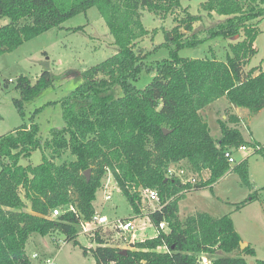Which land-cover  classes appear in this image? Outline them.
Masks as SVG:
<instances>
[{"label":"trees","instance_id":"obj_1","mask_svg":"<svg viewBox=\"0 0 264 264\" xmlns=\"http://www.w3.org/2000/svg\"><path fill=\"white\" fill-rule=\"evenodd\" d=\"M161 1L0 0V17L10 19L0 26V55L92 6L98 8L117 47L112 55L79 72L80 83L58 101L63 126L51 128L49 136L42 139L32 115L29 126L23 124L0 136V264H31L25 246L32 233L45 236L58 230L66 241L77 245V226L81 219H91L96 213L93 201L106 173L111 174L135 214L141 212L142 187L157 190L160 207L148 212L156 234L124 252L105 244L96 231V246L83 248L85 254L91 250L96 264H199L200 254L240 247L241 237L230 215L213 217L195 211L180 219L178 202L188 192L210 187L230 171L250 186L247 161L230 166L223 150L255 147L257 143L244 139L237 127L228 125L240 121L230 113L227 120H217L220 137L215 140L200 111L222 97L230 107L246 108L249 114L264 108V69H244L256 52L254 41L258 23L264 18V0L203 1V10L224 19L207 28L203 37L194 32L186 35L176 24L162 44L171 63L169 74L161 78L166 80L162 92H145L140 99L125 103L114 90L140 58L136 43L147 29L139 12L147 8L164 16L168 0ZM185 19L193 23L198 18L186 14ZM241 36L229 42L225 60L181 57L178 53L215 37ZM53 81L48 70L34 82L24 75L17 77L14 88L19 97L13 102L18 112L22 115L24 102ZM36 149L41 151L40 163H19L20 157H28ZM257 151L264 159V150ZM66 154L73 159L58 162ZM182 160L188 161L197 176L208 170V177L183 183L167 176L168 165ZM69 205L75 210H66ZM57 206L62 213L51 217L52 208ZM162 221L167 223V231L158 229ZM242 252L255 256L249 245ZM249 261L238 254L211 259L210 264ZM252 261L264 264L263 259Z\"/></svg>","mask_w":264,"mask_h":264},{"label":"rangeland","instance_id":"obj_2","mask_svg":"<svg viewBox=\"0 0 264 264\" xmlns=\"http://www.w3.org/2000/svg\"><path fill=\"white\" fill-rule=\"evenodd\" d=\"M203 1L205 0H168L166 5L169 7L164 16L147 8L140 10L141 22L147 29V34L137 41L136 50L140 58L134 70L115 88L116 96L124 98L126 103L133 101L134 98L140 99L145 92H162V85L166 80L161 78L169 74L171 64L168 49L162 46L165 36L179 24L186 35L194 32L203 37L207 28L224 19V16L208 14L203 10L201 8ZM149 2L157 4L162 1ZM186 14L196 16L198 19L189 23L185 19ZM9 21L7 16H1L0 26ZM77 27L81 29L74 30ZM241 38L242 36L228 39L215 37L196 47L182 48L178 53L181 57H214L225 60L230 53L229 42H236ZM254 47L256 52L245 65L246 72L256 66L264 69V18L258 23ZM116 49L113 37L98 8L92 6L65 20L59 27L51 28L25 41L16 49L0 55V136L23 124L29 126L33 115V121L38 126V135L42 139L47 138L51 128L64 125L58 101L80 83L79 72L112 55ZM44 70L51 73L53 85L48 86L32 100L24 102L21 115L13 102L14 98L19 97L18 91L14 88L17 77L24 75L34 82ZM226 100L224 97L200 111L215 140L220 137L217 120H227L228 117ZM224 114L225 117H222ZM241 119L242 121L237 124L227 123L229 126L237 127L244 139L257 144L255 147L248 146L245 151L235 148L233 151L235 162L231 166L237 165L243 159L247 161L250 186L243 184L235 171H230L210 187L188 192L187 196L181 199V213L184 215L187 209L193 208L195 211L207 212L213 217L230 215L241 241L255 250V256L251 257L242 252L246 245L243 249L239 247L230 252L217 250L214 254L206 255L208 259L241 254L250 261L255 258L264 260V159L261 152L257 151L260 148L264 150V108L257 114H247ZM71 158L73 159L66 154L58 162ZM40 161L39 149L33 151L30 156H22L19 159L22 165H36ZM181 165L188 174L194 173L187 160H182ZM197 177L203 178V175ZM106 184L111 187V199L108 201L104 200ZM252 194L253 199H249ZM157 204L158 202L149 203L141 200V212L135 214L110 173L103 176L93 201L95 214L105 215L109 220L133 217L139 228L134 231L135 242L142 237L143 239L152 237L156 233L155 226L149 220L148 211ZM96 231L107 245L133 248L126 246L122 237L120 238L116 230L110 227L101 226ZM33 236L35 239H28L25 246V253L31 264H44L43 258L46 257L53 258L56 264H96L91 250H88L87 254L83 252V248L91 249L96 246L95 235L83 232L79 225L77 245L72 241H66L64 234L58 230L53 231L51 235L42 236L34 233ZM33 253H37L38 257H33Z\"/></svg>","mask_w":264,"mask_h":264},{"label":"built area","instance_id":"obj_3","mask_svg":"<svg viewBox=\"0 0 264 264\" xmlns=\"http://www.w3.org/2000/svg\"><path fill=\"white\" fill-rule=\"evenodd\" d=\"M246 145H240L237 147V150L245 151L247 150ZM234 149H224L223 150V156L227 160L228 164L231 166L232 163L235 162L234 156H233ZM167 176H174L178 178L181 182H197L199 178L194 173H187V171L182 167L180 162L171 163L168 165L166 169ZM107 184L105 185V195L104 200L108 201L111 199V191ZM140 196L141 200H145L149 203L151 202H158L156 206H154L151 210H154L156 208L160 207L159 203V195L155 188L150 187H142L140 190ZM66 210H75L74 205H69ZM149 210V211H151ZM148 211V212H149ZM62 213V208L60 206L54 207L51 210V217L58 216ZM79 226L81 227V230L85 233H91L92 235L95 234L96 229L98 227H110L113 230H116L118 235H120V238L122 237V241L126 244V246H130V244L135 243V235L134 231L137 230L138 225L135 223V220L133 217H127L123 219H115V220H109L105 215H97L94 214L90 220H84L81 219ZM139 229V228H138ZM158 229L167 231V223L162 221L158 225ZM33 257H38L37 253H33ZM44 264H56L54 262V259L51 257L43 258ZM198 262L199 264H210L211 259H208L206 257V254H200L198 256Z\"/></svg>","mask_w":264,"mask_h":264},{"label":"crops","instance_id":"obj_4","mask_svg":"<svg viewBox=\"0 0 264 264\" xmlns=\"http://www.w3.org/2000/svg\"><path fill=\"white\" fill-rule=\"evenodd\" d=\"M224 97H222V98H219V99H217V100H215L214 102H212V103H210L209 105H207L205 108H207V107H209V106H211V105H213V104H215V103H217L218 101H220L221 99H223ZM226 102H227V111H228V113L226 114V115H228L229 113L230 114H233V115H235V116H237V118L240 120V122L242 121V117H244L245 115H247V114H249V112L248 111H244V110H242V109H246V108H243V107H230V104L228 103V101L226 100ZM222 117H225V114L222 116ZM239 123V122H238ZM181 162V164H182V161H180ZM202 175H203V178H207L208 177V175H209V171L208 170H204V171H202V173H201ZM187 196V195H186ZM181 202H182V200H180L179 202H178V207H179V217H180V219H184L187 215H189V214H191V213H193L195 210L193 209V208H189V209H187L185 212H184V215H183V213H181ZM33 234L34 233H32L31 235H30V237H29V239H31L32 238V240H34L35 239V237L33 236ZM156 234V233H155ZM154 234V235H155ZM153 235V236H154ZM140 240H143V237L142 238H140L139 239V241ZM128 247H130V246H128ZM163 248H161L160 250H162Z\"/></svg>","mask_w":264,"mask_h":264},{"label":"water","instance_id":"obj_5","mask_svg":"<svg viewBox=\"0 0 264 264\" xmlns=\"http://www.w3.org/2000/svg\"><path fill=\"white\" fill-rule=\"evenodd\" d=\"M84 174L86 176V180L88 181L90 178V169H87ZM246 245L247 244L242 242V241L239 244L241 249H243ZM130 247H134V244H130ZM125 250H126V248H122L121 252H124ZM253 263H254L253 261H249V264H253Z\"/></svg>","mask_w":264,"mask_h":264}]
</instances>
